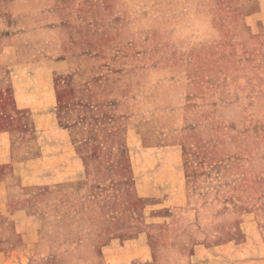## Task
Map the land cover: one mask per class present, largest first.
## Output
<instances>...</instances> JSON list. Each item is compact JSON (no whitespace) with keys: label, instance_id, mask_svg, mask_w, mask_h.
Returning <instances> with one entry per match:
<instances>
[{"label":"rangeland","instance_id":"rangeland-1","mask_svg":"<svg viewBox=\"0 0 264 264\" xmlns=\"http://www.w3.org/2000/svg\"><path fill=\"white\" fill-rule=\"evenodd\" d=\"M12 1L0 0V61L8 63ZM55 1L61 72L37 61L0 70V130H16L21 159L42 155L1 165L0 175L22 179L27 204L43 203L45 221L99 225L96 253L114 264H264V0H208L216 36L189 51L166 31L142 32L137 65H176L182 78L167 100L135 101L126 77H113L124 60L112 56L132 39L121 0ZM164 103L181 104L176 120ZM37 107L49 113L39 131L29 113ZM59 180L71 181L54 191H77L64 212L63 197L42 191ZM54 199L61 206L51 210ZM82 199L97 217L74 213ZM52 232L74 240L90 231ZM47 255L18 264L63 263Z\"/></svg>","mask_w":264,"mask_h":264},{"label":"crops","instance_id":"crops-1","mask_svg":"<svg viewBox=\"0 0 264 264\" xmlns=\"http://www.w3.org/2000/svg\"><path fill=\"white\" fill-rule=\"evenodd\" d=\"M207 1L121 0L120 6L127 17V27L132 39L123 45L120 50L114 52L112 61L120 63L124 60L126 62L123 61L122 63L125 68L122 67L121 71H115L113 77L114 80L126 77V84L131 87L132 91L134 90L130 94L129 100L135 101L142 96L152 98L164 95L165 97H162V99L167 100L168 94H171L168 92L167 87L170 84H176V82L180 83L182 78L178 75L179 67L176 65L153 72L148 71L149 69L143 62L140 66L137 65L140 60L137 51L139 35L142 32L154 30L166 31L172 37L174 47L182 52L189 51L194 47L208 45L214 40L216 30L211 23L210 12L212 6H209ZM10 11L12 30L7 41L10 57L9 63L6 60L0 61L2 73L10 75L12 72L8 73L7 71L12 65L22 66L33 61L46 63L49 66L50 73L53 71L60 73L67 58L62 56L64 46L56 1L13 0ZM184 38L186 43H184ZM98 52L102 51L98 50ZM22 53L25 54V58H23ZM88 56H92V54L87 52L79 54L81 59ZM37 57L38 59H36ZM112 72L110 71V73ZM167 73L169 74L167 75ZM154 77L156 78L152 79ZM15 78L14 76V82ZM179 90L181 89L178 88V92ZM173 100H181V93L177 94ZM180 105H167V103H164L163 108L165 110L172 109L176 120V112L179 111ZM133 108L130 107L131 114H136L135 109L132 112L131 109ZM29 113L33 118L35 129L37 131L42 129V120L49 115L45 112V108H29ZM143 122H146V117H142ZM178 122L180 124L181 120ZM176 124L174 123V126L168 125V127L176 128L178 126ZM138 127L140 126L138 125ZM11 132L0 130V166L5 164L14 165L25 160L41 158L42 154H36L29 159H21V156H17L20 154L16 152V149L19 150L22 142L15 135L16 130ZM69 181L71 180L52 182L47 184L46 189L42 190L52 198L56 196L63 197L62 203L58 200L59 198L52 200L51 210L57 207L60 208V204H62L64 212L65 205L70 202L66 198L71 196L74 191L77 192L76 190H70V192L66 191L61 194L60 191L53 190L56 185ZM21 186L22 179L16 175H0V264H18L24 257L27 259L35 258V254L41 253V251H46L48 254L46 259H56V262L62 261L61 264L116 263L115 260H108L96 253V246L100 238L99 230H94V228H99V225H90L85 228L82 224L76 223L73 225L70 221L69 223L64 222L65 220L45 221L44 216L47 214L41 210L43 203L37 202L29 206L26 201L28 195L22 194ZM52 193L57 195H52ZM47 201L50 202V198H47ZM55 203L60 204L56 205ZM85 203H87L85 199H82V202H79L78 210H74V213L82 215L85 212L91 218H95L96 215L92 214L88 205L85 208L82 206ZM70 206L71 202L68 204L69 208ZM50 208L51 206L48 205V209ZM33 219L36 221V230L31 232V228L34 226L32 225ZM66 228L70 230L72 228L88 229L90 231L87 234L88 239L74 237V240H72L71 234L62 235L59 238L60 233L52 232V230ZM82 233L86 235L87 232ZM79 235L81 236V234ZM52 236L56 237L55 240ZM140 244L145 245V239H142L139 242ZM71 255L74 257H70Z\"/></svg>","mask_w":264,"mask_h":264},{"label":"trees","instance_id":"trees-1","mask_svg":"<svg viewBox=\"0 0 264 264\" xmlns=\"http://www.w3.org/2000/svg\"><path fill=\"white\" fill-rule=\"evenodd\" d=\"M193 154H194V153L192 152L191 156H193ZM183 155L185 156V159H186V161H187V158H186L187 153H184ZM186 161H185V164L187 163ZM117 163L119 164V162H117ZM117 163H115V162H109V163L106 164V166L108 165L109 168H111L112 166H117ZM106 168H107V167H106Z\"/></svg>","mask_w":264,"mask_h":264}]
</instances>
